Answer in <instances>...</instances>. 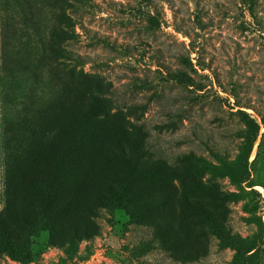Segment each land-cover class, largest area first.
I'll use <instances>...</instances> for the list:
<instances>
[{
	"label": "rangeland",
	"instance_id": "rangeland-1",
	"mask_svg": "<svg viewBox=\"0 0 264 264\" xmlns=\"http://www.w3.org/2000/svg\"><path fill=\"white\" fill-rule=\"evenodd\" d=\"M67 6L0 0V264H264V0Z\"/></svg>",
	"mask_w": 264,
	"mask_h": 264
},
{
	"label": "trees",
	"instance_id": "trees-1",
	"mask_svg": "<svg viewBox=\"0 0 264 264\" xmlns=\"http://www.w3.org/2000/svg\"><path fill=\"white\" fill-rule=\"evenodd\" d=\"M67 3V8L65 12H62L59 18V23L56 25L57 29L54 33V35L62 36V40L57 42L56 44H53L51 46L52 54H58L61 58L62 63H65L67 65H70L69 62H73V60H77L80 58L76 54V52L73 50L72 47H69L73 41H75L79 37V32L77 31V20L75 17V13L79 11V8L82 6H85L87 3V0H65ZM68 8L71 9V12L69 13ZM110 89L106 90L105 92H109ZM101 94L105 95L106 93L103 91H99ZM107 101L111 103L112 105H115L114 98L109 95H105ZM129 109L134 110L136 115L134 116V120L130 121V128L134 130H143V124L140 123L141 119L143 118L142 113L138 114V107L137 105H131L128 106ZM264 140V132L261 137V141L258 144V150L263 145ZM117 188V189H116ZM124 190H121V189ZM109 196L119 197L121 201L129 200L130 202L136 201L141 197V193L138 190L133 189L130 185L126 183H122L119 188L114 185L112 180L109 181V183L106 184V187L100 191V195L96 196L98 203H101L104 198H107Z\"/></svg>",
	"mask_w": 264,
	"mask_h": 264
},
{
	"label": "bare ground",
	"instance_id": "bare-ground-1",
	"mask_svg": "<svg viewBox=\"0 0 264 264\" xmlns=\"http://www.w3.org/2000/svg\"><path fill=\"white\" fill-rule=\"evenodd\" d=\"M256 151H257V147H256V150L254 151L253 158H254V156H255V154H256Z\"/></svg>",
	"mask_w": 264,
	"mask_h": 264
}]
</instances>
